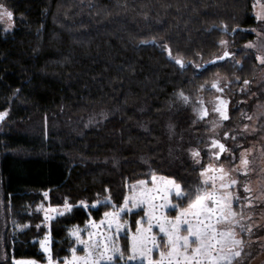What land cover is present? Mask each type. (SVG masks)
<instances>
[{
    "label": "trees",
    "instance_id": "16d2710c",
    "mask_svg": "<svg viewBox=\"0 0 264 264\" xmlns=\"http://www.w3.org/2000/svg\"><path fill=\"white\" fill-rule=\"evenodd\" d=\"M1 1L13 13L10 25H0L2 264L43 262L36 240L46 232L60 263L72 246L68 229L119 206L128 184L146 172L186 191L199 181L189 149L204 152L206 162L208 131L192 98L213 73L234 86L248 81L255 60L236 50L234 62L197 66L220 54L222 40L233 48L251 39L242 30L259 21L252 0ZM66 199L72 212L45 222L41 209ZM140 211L121 215L130 230ZM128 242L127 233L118 237L125 256Z\"/></svg>",
    "mask_w": 264,
    "mask_h": 264
},
{
    "label": "rangeland",
    "instance_id": "374dc122",
    "mask_svg": "<svg viewBox=\"0 0 264 264\" xmlns=\"http://www.w3.org/2000/svg\"><path fill=\"white\" fill-rule=\"evenodd\" d=\"M251 14L254 16V19L258 21V17L264 14L263 0H252ZM11 20L12 18L10 19L6 15L0 16V25H10ZM244 29H254V31H247L252 34V38L233 48L228 46L226 40H222L226 42V45H222L220 42V53L224 50L230 51L232 55L227 60L232 62H234L235 56H233V53L236 50L245 52L244 55L250 53L254 56L255 62L253 66V74L250 79H248L249 83L247 85L244 83H239L234 86L232 83L236 80L221 76L218 73H213V77L206 82V87H208V89H206V91H204V89H200L194 94L192 98L196 102L194 107L195 105L200 106L199 110L195 108L194 114L196 117L201 115L202 112L200 103L201 100L204 101V104L208 110L207 117L204 118V120L200 123L198 122L199 125H204L208 131V135L206 136V146H209L211 139L222 140L223 138L221 136L224 135V139L222 141L226 145L227 151L223 152L220 157L216 159L215 154L217 152V148H215L212 152L209 150L207 151L208 153H206V162L203 163L201 162V158L202 155H204V152L193 147L189 149V155H191L192 158H194L191 154L193 150H198L200 152V156L195 158L196 160L199 159L200 161V163H197L200 167V174L199 181L193 184L190 190L192 192V196L186 199V205L183 208H187L190 200L195 199L197 188L206 189L207 191L213 190V183L211 180H209L207 185L202 183L207 176L215 175L219 177L224 175L225 183H228L230 179L237 180V185L228 188H220L221 181L219 179L215 181V189L218 191V193L223 194L225 192H230L233 194V196L239 197L238 200H233L232 205V210L237 214L235 219L239 221V223L229 224L225 222L221 223L217 227L221 231H228L230 229L233 230L236 233L235 238L243 242L242 245L232 248L233 251H239L241 253L239 257H235L233 264H264V63H261L260 60L257 59L258 56L264 57V22L259 21V25L243 28V30ZM248 44H251L252 47L246 48L245 45ZM214 82L218 83V87L224 88L223 96L228 98L230 101V118L224 124L219 121V117L216 116V112L213 111L214 102L216 103V100H213V98L216 96L215 90L212 87ZM184 96L188 97L186 95ZM225 133L228 134L226 140ZM241 154H243L244 159L248 160L247 166H243L241 164ZM207 168L214 169L215 171H210L205 177H202L201 172ZM221 168L223 169V173L219 171ZM153 175H155L157 178L155 184L152 180ZM164 178L172 179L166 175L157 174L154 171H148L145 173L144 178L131 181L124 192L123 200L120 205L124 203L126 196L131 197L134 194L139 195V193L144 188L162 189L164 186ZM138 181H146L147 183L146 185L142 186L138 184ZM133 186H136L135 189H133ZM245 187L249 189L247 192L244 190ZM153 194L159 195L160 193L154 192ZM173 199L175 198L173 197ZM155 203L161 204L163 201L158 199L155 201ZM119 206H115L106 212L118 210ZM128 206L131 207V202H129ZM56 208L63 210V206L44 207L41 209V215L45 222L48 221L45 219L46 215L52 217L56 216L55 212L49 211V209ZM139 210L141 211L137 220L143 218V227L147 228L148 220L145 216V212L149 211V206L142 204L138 208L134 209L131 213H135ZM168 210L170 211L171 208L162 211H164L170 219H174L178 210L174 209L173 215L167 214ZM131 213L124 214L129 216ZM104 214L105 212L102 214L99 220L88 219L82 226L75 225L68 229V235L70 230H73L77 227L81 230L80 238L86 242V244L89 246V250L93 252L95 257H99L100 253L104 251L105 244H107L109 249H119L118 237H120L122 234L127 233L129 241L128 243H130V237L136 233L137 225L135 224L134 230H130L128 228V219H123L121 217L120 223L124 224L125 227L123 230L117 233L115 225L113 224L110 227L108 223L109 218L105 217ZM213 223H215V221H213ZM240 225L244 226L243 229H241ZM153 229H155L157 233H154ZM153 229L152 234L157 236L160 247L153 250L152 258L154 260H159L160 252L167 251L165 244L166 237L161 239L162 234L159 232V228L154 226ZM181 234L187 235L186 229H184ZM46 235L49 236V234L46 232L41 238L36 240L40 251L45 256V260L43 262L37 261L38 264H47V255L41 248L40 244ZM69 237L71 238L72 246L69 250L68 257L66 258L68 260H72L73 252L71 250L73 248L76 249V257H85L86 245L79 244L75 237H71L70 235ZM2 244L3 243L0 235V264L4 263L6 260ZM192 246L195 247L196 245L193 244ZM231 247L232 246L229 245L227 248H225V251ZM108 255H112V252L109 251ZM14 260L27 261L34 259L10 258V263L13 264ZM64 261L65 259H63V261L60 263L58 262V264H64ZM105 263H107V261H101V264ZM136 263L141 262L138 260ZM79 264H83L82 259L79 260Z\"/></svg>",
    "mask_w": 264,
    "mask_h": 264
},
{
    "label": "snow or ice",
    "instance_id": "6c2138e0",
    "mask_svg": "<svg viewBox=\"0 0 264 264\" xmlns=\"http://www.w3.org/2000/svg\"><path fill=\"white\" fill-rule=\"evenodd\" d=\"M6 15L8 18H13V13L8 11L6 8L0 4V16ZM258 21L264 22V14L258 17ZM225 32L227 28L223 29ZM238 29H233V32ZM242 31H254V29H244ZM222 45H226L225 41H221ZM246 48H251L252 45H245ZM230 57V53L225 51L223 56H218L216 60L209 63L215 64L217 61H224ZM261 63H264V57H257ZM176 63L184 66L181 60H176ZM239 64V61H237ZM204 66L198 65L197 69H202ZM249 82L244 81V84L247 85ZM213 88H216L217 91H222L218 87V83L214 82L212 84ZM181 98L185 103L188 102V97L183 96V93L180 94ZM217 105L215 111L219 113V116L222 120H228L227 114V101L217 97ZM6 113H0V120H3ZM207 115V111L204 110L201 113L200 118L203 119ZM228 134L225 133V138ZM211 148H218L219 152L215 155L217 158L220 157V153L227 151L225 145L218 140L213 139L211 142ZM192 156L197 158L200 156L198 150L192 151ZM241 164L247 166L248 160L243 158ZM196 163H200L199 159L196 160ZM214 172V169L207 168L201 172V176L205 177L208 172ZM223 173V169L219 170ZM156 176L153 175V183L156 182ZM219 179L221 181L220 188H228L238 184V181L235 179H230L228 183H225L224 175L219 177L207 176L203 180V184L207 185L209 180L213 183V190L207 191L206 189L197 188L196 195L194 200H190L187 208H180V205L173 203V197L182 201L188 199L192 196L190 190L186 191L180 183H177L173 179L164 178V186L162 189H147L144 188L139 193V195L134 194L131 197L126 196L124 203L119 206L118 210L113 212H105V217L109 218L108 223L111 227L113 224L116 227L117 233H119L125 227L124 224L120 223V217L124 213H131L134 209L138 208L140 205H148L149 211L145 212V216L148 220V227H143V218L136 221V233L130 237V243L128 245L127 251L128 255L125 257V252L122 249L112 248L109 249L107 244L104 245V251L100 253L99 257H95L93 252L89 250V246L84 240L80 238L81 230L77 227L73 230H70L69 235L75 237L79 244H85L86 256L83 258H78L75 256L76 249L73 248L72 260L65 258L64 264H79V260H83V264H101V261H107V264H115L117 257L123 264H130V262L140 261L141 264H233L235 257L240 256L239 251H233L232 248L242 245V241L236 239V233L233 230L221 231L218 229V225L221 223L229 224H238L239 221L235 219L236 213L232 210L233 200H238V196H233L230 192H225L223 194L218 193L215 189V181ZM146 181H138L139 185H146ZM136 186H133L135 189ZM245 192L249 189L245 187ZM154 192L160 193L159 195H154ZM47 196V193H45ZM161 200L163 203L157 204L156 200ZM129 202H131V207H129ZM101 202L92 204L91 207H97ZM81 208H88L86 202L81 201L78 205ZM74 205L69 203L68 200H65L63 205V210L59 208L49 209L51 212H55L58 216H64L68 213H71ZM115 207V206H114ZM177 209V215L174 219H170L164 211L166 209ZM54 217L46 215V220H51ZM215 221V223H213ZM158 227L159 232L162 234L161 239L166 237V248L167 251L160 252V259L154 260L152 258V253L154 249L160 247L158 238L156 235L152 234L153 227ZM183 226V227H182ZM24 227H29L25 225ZM41 225H37L39 229ZM243 229V225H240ZM186 229L187 235H182V231ZM91 238V234H90ZM50 238L45 236V238L40 242L41 248L47 255V264H58L54 262L51 250L49 247ZM196 246L193 247L192 245ZM231 245V248H227ZM111 251L112 255H108V252ZM13 264H38L37 261L27 260V261H13Z\"/></svg>",
    "mask_w": 264,
    "mask_h": 264
},
{
    "label": "water",
    "instance_id": "95a60500",
    "mask_svg": "<svg viewBox=\"0 0 264 264\" xmlns=\"http://www.w3.org/2000/svg\"><path fill=\"white\" fill-rule=\"evenodd\" d=\"M225 51H227V50H224V51L221 52L219 55L213 56V57H211L209 60H207V61H205V62H202V63L200 64L201 66H204L202 69H205V68H207L208 66L213 65L212 63H209V62L216 60V58H217L218 56H223V54H224ZM220 62H223V61H217L216 63H220ZM216 63H215V64H216ZM178 65H179V64H178ZM202 69H199V70H202ZM217 97H219L220 99L225 100V101L228 102V103H227V114H228V104H229V99H228V98H224L223 96H217ZM217 97L215 98V100H216V104L218 103V101H217ZM200 103H201V110H202V112H203L204 110L207 111V108H206V106L204 105L203 100H201ZM202 112H201V113H202ZM200 116H201V115H199V118H198V119H201ZM206 117H207V115L204 116L203 119L206 118ZM219 118H220V116H219ZM0 121H1V120H0ZM223 121H225V120H222V119L220 118V122H223ZM212 140H213V139H211V142H212ZM215 140H218V141H220L221 143H223L222 140H219V139H215ZM223 144H224V143H223ZM224 145H225V144H224ZM210 146H211V143L209 144V147H210ZM225 148H226V145H225ZM217 152H219V149H218V148H217ZM217 152H216V153H217ZM221 154H222V153H220V155H221ZM215 158L217 159L216 155H215Z\"/></svg>",
    "mask_w": 264,
    "mask_h": 264
},
{
    "label": "flooded vegetation",
    "instance_id": "af4514ba",
    "mask_svg": "<svg viewBox=\"0 0 264 264\" xmlns=\"http://www.w3.org/2000/svg\"><path fill=\"white\" fill-rule=\"evenodd\" d=\"M0 4H2L3 5V3H2V1L0 0ZM3 7H4V5H3ZM4 8H6L8 11H11V9H9V8H7V7H4ZM12 12V11H11ZM220 88V87H219ZM222 89V91H217V89L216 88H214V90H215V93H216V96L213 98V100H215V98L217 97V96H223V92H224V88H221ZM224 98H226L225 96H223ZM230 102V101H229ZM216 103L214 102V108H213V111H215V107H216ZM195 108L197 109V110H199L200 109V106H198V105H195ZM207 108V107H206ZM216 112V111H215ZM228 113H229V104H228ZM207 115H208V110H207ZM216 116H218L219 117V113L218 112H216ZM197 118H199V116L197 117ZM219 120H220V118H219ZM208 151L210 150V152H212L214 149L213 148H210L209 146H208Z\"/></svg>",
    "mask_w": 264,
    "mask_h": 264
}]
</instances>
